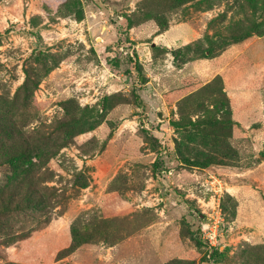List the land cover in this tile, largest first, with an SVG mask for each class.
Returning a JSON list of instances; mask_svg holds the SVG:
<instances>
[{"label": "rangeland", "instance_id": "374dc122", "mask_svg": "<svg viewBox=\"0 0 264 264\" xmlns=\"http://www.w3.org/2000/svg\"><path fill=\"white\" fill-rule=\"evenodd\" d=\"M0 264H264V0H0Z\"/></svg>", "mask_w": 264, "mask_h": 264}, {"label": "built area", "instance_id": "2783aa9c", "mask_svg": "<svg viewBox=\"0 0 264 264\" xmlns=\"http://www.w3.org/2000/svg\"><path fill=\"white\" fill-rule=\"evenodd\" d=\"M214 227H216V226H214ZM218 235H219V226L216 228L210 227V231L207 234V236H205V239L211 247L216 246V243H217L218 237H219Z\"/></svg>", "mask_w": 264, "mask_h": 264}, {"label": "trees", "instance_id": "16d2710c", "mask_svg": "<svg viewBox=\"0 0 264 264\" xmlns=\"http://www.w3.org/2000/svg\"><path fill=\"white\" fill-rule=\"evenodd\" d=\"M139 104H140V106H145V103H143V102H141V101H139ZM158 165V164H157ZM206 261H208V259L206 260Z\"/></svg>", "mask_w": 264, "mask_h": 264}, {"label": "crops", "instance_id": "0c3cea01", "mask_svg": "<svg viewBox=\"0 0 264 264\" xmlns=\"http://www.w3.org/2000/svg\"><path fill=\"white\" fill-rule=\"evenodd\" d=\"M190 34H191V32H190ZM191 36H192V34H191ZM186 38H189V37L185 36V38H184V39H186Z\"/></svg>", "mask_w": 264, "mask_h": 264}]
</instances>
